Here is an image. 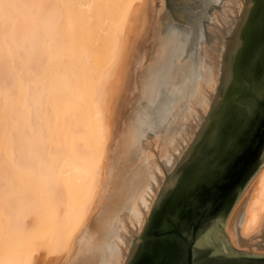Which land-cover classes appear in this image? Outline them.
<instances>
[{
  "label": "bare ground",
  "instance_id": "bare-ground-1",
  "mask_svg": "<svg viewBox=\"0 0 264 264\" xmlns=\"http://www.w3.org/2000/svg\"><path fill=\"white\" fill-rule=\"evenodd\" d=\"M178 1L179 22L165 0H0V264H125L153 184L232 78L248 13ZM225 233L264 253V165Z\"/></svg>",
  "mask_w": 264,
  "mask_h": 264
},
{
  "label": "snow or ice",
  "instance_id": "snow-or-ice-1",
  "mask_svg": "<svg viewBox=\"0 0 264 264\" xmlns=\"http://www.w3.org/2000/svg\"><path fill=\"white\" fill-rule=\"evenodd\" d=\"M250 5L254 7L255 0H239L234 6L235 18L243 20ZM172 6V0H166L165 7ZM234 36L235 32L230 46L239 54L243 44ZM232 104L239 118L222 120L214 131H206L174 169L169 166L167 174H161V183L153 184L156 193L150 210L145 206L144 222L130 226L131 244L125 264H167L160 257L182 251L185 243L188 264H212L216 253L207 239L208 229L193 222L215 206L233 172L254 149L264 154V66L257 70L250 61L242 68ZM145 256L149 257L146 261Z\"/></svg>",
  "mask_w": 264,
  "mask_h": 264
},
{
  "label": "water",
  "instance_id": "water-1",
  "mask_svg": "<svg viewBox=\"0 0 264 264\" xmlns=\"http://www.w3.org/2000/svg\"><path fill=\"white\" fill-rule=\"evenodd\" d=\"M240 40L243 48L236 52L233 62L232 78L219 100L211 111V120L202 133L214 131L215 128L225 119H238L239 114L233 108V100L239 78L242 75V68L247 67L251 61L258 70L264 66L262 63V51H264V0H255V6L250 5L244 26L240 33ZM258 99V97H257ZM259 109H257V128L260 127ZM257 145L260 137L257 136ZM199 151V150H197ZM264 165V154H258L254 149L246 158L244 164L237 168L220 198L214 207L193 222L201 228L208 229L207 239L215 249L216 257L212 264H264V254L241 251L235 249L229 241L225 227L236 203L245 192L255 175ZM214 213V215H213ZM199 230V229H198ZM167 264H188L189 249L187 243L182 251H174L160 257ZM146 261L148 256L143 257Z\"/></svg>",
  "mask_w": 264,
  "mask_h": 264
},
{
  "label": "rangeland",
  "instance_id": "rangeland-1",
  "mask_svg": "<svg viewBox=\"0 0 264 264\" xmlns=\"http://www.w3.org/2000/svg\"><path fill=\"white\" fill-rule=\"evenodd\" d=\"M165 2H166V0H165ZM172 3H173V6L172 7H170V8H166L165 7V10H166V13L170 16V19L171 20H174V21H176V22H179V20H177V19H175V18H177V17H179V16H182L181 14H183V11H184V14H183V16H182V18H185L186 16H187V14L189 13V11H188V13L186 12V10H187V3H183L182 1H178V0H172ZM176 4V5H175ZM197 4V2L195 3L194 2V6L192 7V6H190L191 7V9H193V10H197V9H199L197 6H199V4L198 5H196ZM182 5V6H181ZM197 9H196V8ZM185 8H186V10H185ZM180 9V10H179ZM177 14H179V15H177ZM174 17V18H173ZM219 92V91H218ZM27 180H28V178H27ZM2 245H3V242H0ZM247 250L249 249V251H252L251 250V248H246ZM253 252V251H252ZM264 252V251H263ZM262 252V253H263ZM253 253H261L260 251L259 252H253ZM264 254V253H263Z\"/></svg>",
  "mask_w": 264,
  "mask_h": 264
}]
</instances>
